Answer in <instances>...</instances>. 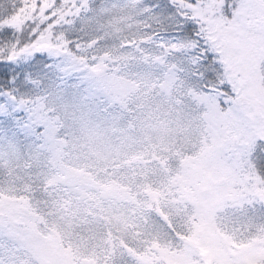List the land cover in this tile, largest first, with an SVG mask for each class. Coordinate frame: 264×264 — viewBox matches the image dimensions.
Wrapping results in <instances>:
<instances>
[{"label": "snow or ice", "instance_id": "6c2138e0", "mask_svg": "<svg viewBox=\"0 0 264 264\" xmlns=\"http://www.w3.org/2000/svg\"><path fill=\"white\" fill-rule=\"evenodd\" d=\"M0 264H264V0H0Z\"/></svg>", "mask_w": 264, "mask_h": 264}]
</instances>
